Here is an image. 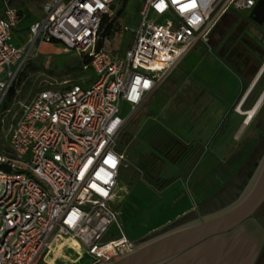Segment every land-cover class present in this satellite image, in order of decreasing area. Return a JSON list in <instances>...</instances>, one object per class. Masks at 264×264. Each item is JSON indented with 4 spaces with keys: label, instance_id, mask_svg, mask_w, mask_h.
Masks as SVG:
<instances>
[{
    "label": "built area",
    "instance_id": "obj_1",
    "mask_svg": "<svg viewBox=\"0 0 264 264\" xmlns=\"http://www.w3.org/2000/svg\"><path fill=\"white\" fill-rule=\"evenodd\" d=\"M116 1L45 0L21 44L14 34L22 16L11 6L0 13V105L41 43L76 50L91 73L89 82L39 90L0 147V264H77L85 256L98 264L135 247L114 208L120 133L228 10L251 11L259 0H142L137 25L123 26L132 43L121 56L103 31Z\"/></svg>",
    "mask_w": 264,
    "mask_h": 264
},
{
    "label": "rangeland",
    "instance_id": "obj_2",
    "mask_svg": "<svg viewBox=\"0 0 264 264\" xmlns=\"http://www.w3.org/2000/svg\"><path fill=\"white\" fill-rule=\"evenodd\" d=\"M44 1L0 0V13L6 6L14 7L22 16L21 27L27 30L42 15ZM141 5L142 0H117L105 16L103 31L109 29V49L115 55H123L131 45L132 34L123 26L137 25ZM250 23L246 10H228L207 41H198L191 48L126 123L117 142L124 154L117 205L120 196L127 198L119 207L147 206L141 201L148 187L163 197L173 185L180 187L175 183L181 181L182 190L194 203L217 208L230 195L231 185L240 182L248 170H255L264 148V103L244 128V117L235 111L245 99L248 81L264 64V31L262 37L253 34ZM14 40L21 44L29 37L23 30H16ZM83 63V56L76 50H66L58 42L41 43L32 51L1 102L0 147L5 145L22 106L39 90L89 82L91 73ZM263 88L264 77L244 108L253 105ZM129 108L121 103L123 114H128ZM154 210L147 207L137 214V221H146L148 212ZM254 218L264 234V204ZM127 228L135 234L132 223ZM143 240H137L138 244ZM91 262L92 258L85 256L78 264ZM255 264H264V251Z\"/></svg>",
    "mask_w": 264,
    "mask_h": 264
},
{
    "label": "water",
    "instance_id": "obj_3",
    "mask_svg": "<svg viewBox=\"0 0 264 264\" xmlns=\"http://www.w3.org/2000/svg\"><path fill=\"white\" fill-rule=\"evenodd\" d=\"M250 17L264 23V0L256 3ZM263 203L264 152L241 193L229 204L205 214L195 206V218L137 243L122 255L110 254L98 264H253L259 247L251 245L252 232L246 223Z\"/></svg>",
    "mask_w": 264,
    "mask_h": 264
},
{
    "label": "crops",
    "instance_id": "obj_4",
    "mask_svg": "<svg viewBox=\"0 0 264 264\" xmlns=\"http://www.w3.org/2000/svg\"><path fill=\"white\" fill-rule=\"evenodd\" d=\"M17 30H23L28 35V31L24 30V28L21 27V24L19 25ZM28 37H29V35H28ZM23 43H25V42H23ZM187 53L185 54V56L187 55ZM263 68H264V66L262 67V69L261 68L259 69V71L256 75V78L254 80H252V82H251L250 86L248 87L246 93L248 91H250L253 84H255L257 77L260 75ZM151 94H149V95H151ZM149 95L147 96V98L149 97ZM177 184H179L180 187H174V185H173V188L169 189L167 195H165L163 197L156 195L155 190L148 187L147 191H146V195L143 196L142 201H141L143 203H145V202L148 203L147 206H143V204L140 203L136 206H134L133 204L132 205L128 204L127 206L125 205L124 207H121V206L119 207V204L125 202V200L127 199V198L123 199L121 196H120L121 203H118V205H117V203L115 201L114 208L119 212L123 226L131 238H133L135 240H139L140 238L146 239L148 236H151L152 234H154L155 230H158V229L162 230V229L172 225L177 220L182 219L184 217H189V216H195L196 217L197 216V210L201 212L202 208H204V209L211 208V207H207L206 204H199L198 205V204L194 203L187 196L185 191L182 190L183 187L181 186V181H177L175 183V185H177ZM176 192H177V194H176ZM127 194H128V191H127ZM140 196L141 195H138V198H141ZM154 196H156L158 198H154ZM151 206H153L155 210H154V212H150V211L148 212V216H149L148 219L146 221H141L142 223L137 221V217H136L137 214L141 213V211H143L147 207H151ZM195 206L197 207V210H196ZM125 208H127V209H125ZM129 223H132V227L135 230L134 235L131 234V232L127 228V224H129Z\"/></svg>",
    "mask_w": 264,
    "mask_h": 264
},
{
    "label": "flooded vegetation",
    "instance_id": "obj_5",
    "mask_svg": "<svg viewBox=\"0 0 264 264\" xmlns=\"http://www.w3.org/2000/svg\"><path fill=\"white\" fill-rule=\"evenodd\" d=\"M247 12V14H248V16H249V19H250V21H251V23L248 25V28H249V30L253 33V34H255V35H257V36H260V37H262L263 36V31H264V23L263 24H258V23H256L251 17H250V13H251V11H246ZM264 66V65H263ZM262 66V67H263ZM262 67H260L261 69H262ZM260 68H258V70H256V72L254 73V75H252V77L250 78V80L248 81V83H249V86H250V84H251V82H252V80H254L255 78H256V75H257V73H258V71H259V69ZM263 77H264V68H263V70L261 71V73H260V75L257 77V80H256V82H255V84H253V86L251 87V89H250V91H248L247 93L245 92V99H244V101H243V103H241V107L242 108H244V106H245V104L247 103V101L249 100V96H251L255 91H257V89H258V87H259V85H260V82H261V80L263 79ZM248 86V87H249ZM248 89V88H247ZM264 89V88H263ZM247 91V90H246ZM261 90H259V92H260ZM259 92H257V93H259ZM260 95V94H259ZM258 98V97H257ZM263 103H264V101H263ZM262 103V104H263ZM239 105H240V103H239ZM244 109H246V108H244ZM248 109V108H247ZM262 141H264V137H263V139H262ZM264 143V142H263ZM257 220H256V218H254L252 221H249L248 223H246L247 224V227L249 228V230L252 232V234H251V237H250V243H251V245L252 246H255V245H257L258 247H259V250H258V253H257V255H256V258H255V260H254V262H253V264H255V262H256V260H257V258L260 256V254H262V252L264 251V234H262L261 233V231H260V229H259V227L257 226ZM181 224V223H180ZM179 225V224H178ZM175 226H177V225H175ZM174 227V226H173ZM170 228H172V227H170ZM169 229V228H168ZM167 230V229H166ZM165 231V230H164ZM163 232V231H162Z\"/></svg>",
    "mask_w": 264,
    "mask_h": 264
},
{
    "label": "trees",
    "instance_id": "obj_6",
    "mask_svg": "<svg viewBox=\"0 0 264 264\" xmlns=\"http://www.w3.org/2000/svg\"><path fill=\"white\" fill-rule=\"evenodd\" d=\"M105 20V19H104ZM105 22V21H104ZM103 22V23H104ZM107 32H109V29H107V31H106V33ZM263 152H264V148L260 151V153H259V155H258V157H257V159H256V166H257V164H258V162H259V160H260V158H261V156H262V154H263ZM247 162H249V159H247L246 160ZM246 162V163H247ZM253 170H248V174H245L243 177H242V179H241V181L240 182H238V183H235L234 185H232L231 186V188L229 189L230 191V195L228 196V197H226L225 198V201L224 202H222V204L219 206V207H217V208H208V209H204V208H202V210H201V213L202 214H205V213H209V212H212V211H215V210H217V209H219V208H221V207H224L225 205H227V204H229L231 201H233L235 198H237L238 197V195L241 193V191L243 190V188H244V186L246 185V183L248 182V180L250 179V177H251V175L253 174ZM264 204V203H263ZM262 204V205H263ZM261 208V207H260ZM259 208V209H260ZM258 209V210H259ZM257 210V211H258ZM256 211V212H257ZM256 212H255V214H256ZM254 214V215H255ZM193 218H195V216H189V217H184V218H182V219H179V220H177L176 222H174L172 225H170V226H168V227H166V228H164V229H162V230H160V231H157L156 233H154V234H152L151 236H148L147 238H150V237H152V236H154V235H156V234H158V233H160V232H162V231H164V230H166V229H168V228H170V227H172V226H175V225H177V224H179V223H182V222H185V221H187V220H190V219H193ZM258 218L261 220L262 219V217H260V216H258ZM146 238V239H147Z\"/></svg>",
    "mask_w": 264,
    "mask_h": 264
},
{
    "label": "bare ground",
    "instance_id": "obj_7",
    "mask_svg": "<svg viewBox=\"0 0 264 264\" xmlns=\"http://www.w3.org/2000/svg\"><path fill=\"white\" fill-rule=\"evenodd\" d=\"M263 101H264V89L261 91L260 95L258 96V98L255 100V102L253 103V105L250 108H248V109L242 108L241 107L242 102H240V105H238L236 107L235 111L239 115H242L244 117L242 128H244L246 125H249L252 122L254 116L257 114V112L261 108ZM106 237H107V235H106ZM61 246H62V243H59L58 246H56L57 251H58V255L61 253Z\"/></svg>",
    "mask_w": 264,
    "mask_h": 264
}]
</instances>
